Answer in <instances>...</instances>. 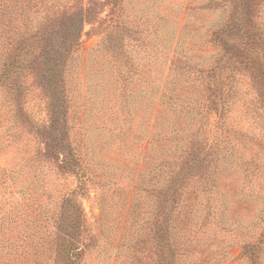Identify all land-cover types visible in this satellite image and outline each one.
<instances>
[{
	"label": "trees",
	"instance_id": "obj_1",
	"mask_svg": "<svg viewBox=\"0 0 264 264\" xmlns=\"http://www.w3.org/2000/svg\"><path fill=\"white\" fill-rule=\"evenodd\" d=\"M194 1L185 12L198 10L216 18L205 22L201 15L195 28L198 40L186 47L183 38L191 30L186 22L168 37L157 35L166 22L158 23L150 58L165 66L148 67L145 85L132 84L135 98H158V109L152 110L153 149L147 159L151 186L137 189L149 194V210L136 214L143 215V223L132 217L127 223L117 264H264V218L256 237L235 233L241 240L235 258L227 257L229 249L216 234L206 235L213 227L234 233L230 224L221 223L228 200L220 178L237 176L241 192L247 190L244 196L251 199L255 189L250 183L263 165L264 0ZM105 8L109 13L97 27L103 34L99 54L122 79L118 62L128 61L124 40L137 31L125 25L118 0H0V93L10 98L14 121L20 124L29 121L21 115L23 98L34 94L49 99L44 102L51 111L47 130L56 141L58 167L78 183L60 194L52 238L42 236L36 264H80L88 245L79 199L90 179L68 134L72 99L67 78L85 25ZM167 47L170 51L162 53ZM208 49L214 54L207 55ZM160 54L166 58L161 60ZM209 56L210 62L202 65L201 59ZM132 74L143 76L142 70ZM237 165L242 167L239 172Z\"/></svg>",
	"mask_w": 264,
	"mask_h": 264
},
{
	"label": "rangeland",
	"instance_id": "obj_2",
	"mask_svg": "<svg viewBox=\"0 0 264 264\" xmlns=\"http://www.w3.org/2000/svg\"><path fill=\"white\" fill-rule=\"evenodd\" d=\"M118 3L123 8L120 11L123 19L128 22L125 25L135 27L137 31L133 37L124 40L128 61L123 58L118 62L124 78L115 76V68L103 53L99 54L103 34L97 27L109 13L106 8L85 25L79 51L67 78V91L72 99L68 134L71 145L82 153L90 179L85 185V196L79 199L87 222L84 241L88 243L80 264H117L127 223L131 217L143 223L140 219L143 215L136 214L149 210L146 200L149 194L137 189L151 186L147 176L151 162L147 159L153 149L150 145L152 110L158 109V98L151 99L147 93L143 98H135L132 84L145 85L148 67L165 66L160 60L150 58L149 45L156 25L165 21L163 30L157 35L168 37L176 32L178 24L181 28L186 22L187 28L191 27L183 38L186 47L190 40L194 44L198 40L195 28L201 22V15L205 22L216 18L198 10L185 12L194 0H118ZM167 51H170L168 47L162 53ZM204 52L214 54L213 49ZM159 57L161 60L166 58L161 54ZM211 59L209 56L200 62L205 65ZM130 67L129 74L127 69ZM135 69L142 70L143 76L133 75ZM9 100L0 93V264H36L41 258L39 243L42 236L47 240L52 238V216L62 201L60 194H66L78 183L74 176L58 167L54 155L56 141L51 140L47 130L51 111L44 102L49 99L34 94L23 98L21 115L29 119L24 124L14 121L15 106L10 105ZM167 116L171 117L170 114ZM261 155L263 165L250 183L255 189L253 198L244 196L247 190L241 192L237 176L220 178L228 200L226 216L221 218V223L230 224L233 228L230 232L234 233L213 227L206 235L213 237L216 234L217 240H223L225 250L229 249L228 258L239 255L236 246L241 240L235 238L237 231L245 232L247 238H254L262 228L264 148ZM234 169L232 167L227 175ZM237 169L239 172L242 167L237 165ZM90 237L93 238L91 241L88 240Z\"/></svg>",
	"mask_w": 264,
	"mask_h": 264
}]
</instances>
